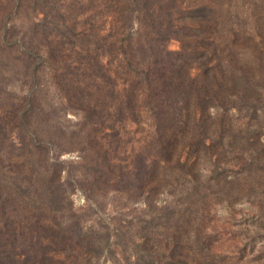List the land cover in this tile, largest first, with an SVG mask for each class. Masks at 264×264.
I'll use <instances>...</instances> for the list:
<instances>
[{
  "label": "rangeland",
  "instance_id": "rangeland-1",
  "mask_svg": "<svg viewBox=\"0 0 264 264\" xmlns=\"http://www.w3.org/2000/svg\"><path fill=\"white\" fill-rule=\"evenodd\" d=\"M0 98V264H264V0H0Z\"/></svg>",
  "mask_w": 264,
  "mask_h": 264
},
{
  "label": "trees",
  "instance_id": "trees-1",
  "mask_svg": "<svg viewBox=\"0 0 264 264\" xmlns=\"http://www.w3.org/2000/svg\"><path fill=\"white\" fill-rule=\"evenodd\" d=\"M32 53L30 52V55H31ZM34 56V55H33ZM1 100H3L2 98H0V101ZM3 111H1V113H2ZM17 112V111H16ZM28 112V110L27 109H23L22 110V112H21V115H22V117H21V119H23V120H26V125L29 127V129H31L32 131H31V135L32 136H35V137H40L41 139H42V136H43V138L45 139V138H49V128H48V124H46V122L43 120V118H41V116L39 117L38 116V114H36V113H32L31 112V115H33V116H31V115H26V113ZM10 115V114H9ZM9 115H6V117H0V124L2 123V121H3V118H6L7 119V117L9 116ZM0 116H1V114H0ZM3 116H5V115H3ZM32 118V119H31ZM59 173V172H58ZM40 183H42V184H44V181L43 182H40ZM31 190H33L34 191V187H32L31 188ZM69 247H67V248H65V247H63V249L65 250V251H67V252H69V249H68Z\"/></svg>",
  "mask_w": 264,
  "mask_h": 264
}]
</instances>
